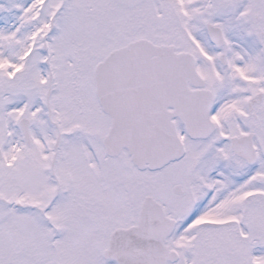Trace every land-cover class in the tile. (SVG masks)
Listing matches in <instances>:
<instances>
[{
    "label": "snow or ice",
    "instance_id": "1",
    "mask_svg": "<svg viewBox=\"0 0 264 264\" xmlns=\"http://www.w3.org/2000/svg\"><path fill=\"white\" fill-rule=\"evenodd\" d=\"M0 264H264V0H0Z\"/></svg>",
    "mask_w": 264,
    "mask_h": 264
}]
</instances>
